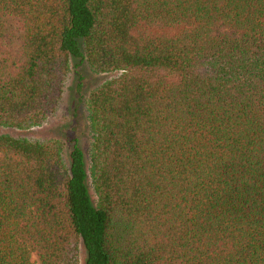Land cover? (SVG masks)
I'll list each match as a JSON object with an SVG mask.
<instances>
[{
  "label": "trees",
  "instance_id": "1",
  "mask_svg": "<svg viewBox=\"0 0 264 264\" xmlns=\"http://www.w3.org/2000/svg\"><path fill=\"white\" fill-rule=\"evenodd\" d=\"M70 76L0 131V264H264V0H0V128Z\"/></svg>",
  "mask_w": 264,
  "mask_h": 264
},
{
  "label": "rangeland",
  "instance_id": "2",
  "mask_svg": "<svg viewBox=\"0 0 264 264\" xmlns=\"http://www.w3.org/2000/svg\"><path fill=\"white\" fill-rule=\"evenodd\" d=\"M72 77L66 81L65 90L60 104L51 116H49L41 125L34 126L29 129H11V128H0V131L7 132L13 135H21L34 140H46L49 138H62L64 139L65 131L67 130V124H69V106L73 103L70 85ZM90 135L86 133L84 137V149L88 152L89 149ZM88 154V153H87ZM34 264H39L36 260V256L31 257ZM84 250L80 245L79 248V264H83Z\"/></svg>",
  "mask_w": 264,
  "mask_h": 264
}]
</instances>
